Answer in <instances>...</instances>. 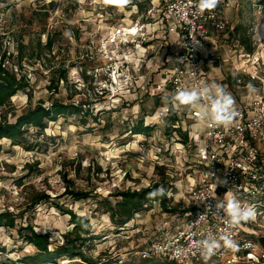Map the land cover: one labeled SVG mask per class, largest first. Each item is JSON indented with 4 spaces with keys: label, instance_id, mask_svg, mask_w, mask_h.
I'll return each instance as SVG.
<instances>
[{
    "label": "rangeland",
    "instance_id": "rangeland-1",
    "mask_svg": "<svg viewBox=\"0 0 264 264\" xmlns=\"http://www.w3.org/2000/svg\"><path fill=\"white\" fill-rule=\"evenodd\" d=\"M233 2L239 4L231 9L233 30L238 25L247 28L256 50L255 58L245 60L242 82L235 80L231 91L234 98L239 94L252 97L264 93V7L260 0ZM158 5L157 0H131L124 7L105 0H0V55L10 57L6 63L10 70L19 77L27 75L31 82L30 89L19 92L3 109L9 120L15 121L28 106L30 96L34 106H50L56 100L81 104L89 112L87 119L72 115L51 122L46 139L40 137L41 146L32 151L12 145L8 139L1 141L0 212L10 210L19 226L31 223L38 232L50 233L53 241L60 243L73 229L71 217L63 209L87 216L91 231L100 239L86 250L100 264H138L144 259L138 252L160 238L164 222H173V229L188 215L194 150L182 146L185 143L178 137L192 130L193 120L186 117L182 107L180 119L173 123L179 128L168 131L173 121L159 117L164 95L154 91L164 68L169 67L166 58L178 45H171L163 23L159 38L144 41V45L152 46L139 65L131 64L127 69L123 52L115 49L109 37L113 29L132 27L139 17L144 20L148 16L147 20L156 23ZM49 38L53 40L51 49L46 47ZM134 45L129 50L137 60L144 52ZM159 50L168 51L163 54ZM154 57L156 60L149 63ZM230 64L221 72L223 77L231 74ZM64 70L66 80L59 78ZM250 84L256 91L249 90ZM50 86L55 88L51 90ZM141 120L153 127L150 135L130 132ZM35 137H30L32 143ZM30 164L38 165L32 171ZM155 184L167 190L169 210L153 202L119 231L99 201H114L118 191L141 190ZM70 190L89 193L90 197L76 199L68 193ZM41 192L49 194L52 201L31 207L33 198ZM251 228L259 237L264 236V215ZM35 252L36 248L23 241L17 230L0 226V264H25L20 260ZM57 264L82 262L63 258ZM149 264L167 262L152 258Z\"/></svg>",
    "mask_w": 264,
    "mask_h": 264
},
{
    "label": "built area",
    "instance_id": "built-area-1",
    "mask_svg": "<svg viewBox=\"0 0 264 264\" xmlns=\"http://www.w3.org/2000/svg\"><path fill=\"white\" fill-rule=\"evenodd\" d=\"M157 1V18L162 24L166 23L165 34L175 35L182 50L176 54L173 64L164 68L154 91H160L165 96L174 93L178 87L192 89L210 85L211 69L222 57L218 50H213L212 37L231 29L232 22L226 11L234 5V0H219L214 10L203 14L196 11L197 0ZM152 12L149 10L150 14ZM152 15L154 18L155 14ZM147 19L148 16L132 23V27H120L110 32V41L115 49L123 52L127 69L131 64L139 65L147 52L142 50L144 53L136 60L134 51L129 50L133 44L135 48H140L148 42V27L152 22ZM126 46L127 51L124 50ZM235 55L239 63L237 75L246 72L245 60L255 54L236 50ZM221 59L224 63L231 61L230 57ZM253 62L259 65L258 60L254 59ZM238 82H242L241 78ZM164 107L165 104L159 110L160 118H166L169 122L173 121V117H176L174 121L180 119L183 108L172 111L168 106L170 110L164 114ZM183 107L186 117L193 120L187 139L178 137L185 143L182 146L194 150L187 219L173 229L170 227L171 221L164 222L160 238L138 254L144 259L159 258L168 264H199L205 261L217 264H264V246L259 240L264 236L259 237L258 232L251 228L264 215V93H257L235 107L238 115L227 127L200 121L196 109ZM174 121L170 122L169 129L176 131L179 125L173 124ZM227 191L234 193L242 204L252 206L256 212L255 218L235 226L225 223L226 215L223 212L216 214L214 205L226 199ZM208 204L213 207L206 211ZM201 214L203 219H199ZM225 231L231 234L238 250L221 247L205 259L200 250L191 247L193 240L204 239L209 234L219 236Z\"/></svg>",
    "mask_w": 264,
    "mask_h": 264
},
{
    "label": "trees",
    "instance_id": "trees-1",
    "mask_svg": "<svg viewBox=\"0 0 264 264\" xmlns=\"http://www.w3.org/2000/svg\"><path fill=\"white\" fill-rule=\"evenodd\" d=\"M260 4L264 7V0H260ZM139 6H142L139 4ZM239 35L240 44L249 53H254L256 47L248 36L247 28L238 25L235 28ZM53 46L52 38L48 39L46 47L51 49ZM10 57L5 54L0 55V155L3 150L1 141L3 139L11 140L12 145H21L25 149L32 151L41 146L38 139L45 137L46 130L51 122L58 121L61 117H69L76 115L81 119H87L89 112L84 109L81 104H66L64 102L53 100L50 106H44L42 103L33 105L31 96L29 97V104L23 109L22 113L16 115L14 122L8 118V114L3 112V109L11 104V99L16 98L19 92L26 91L31 88L30 79L25 74L20 77L6 65ZM19 65H22L19 63ZM61 79H67V71L60 73ZM58 78V79H59ZM58 83V82H57ZM53 86H50L52 90ZM98 119V118H97ZM176 120V117L171 118ZM34 129V132L31 130ZM153 127L145 126L143 120L134 125L130 132L133 134L150 135ZM170 131V129H168ZM35 135L36 142L32 143L30 137ZM187 134L183 136L187 139ZM49 139V138H47ZM38 164H30L29 169L35 170ZM37 169V168H36ZM162 184H155L150 188H143L141 190H124L116 193V199L113 201L109 198L100 200L99 203L107 208L110 219L115 227L120 231L131 220L135 219L136 215L144 211L147 205H152L153 202H160L163 209L169 210L168 204L170 200L167 195L164 197H156L150 199L148 193L153 189L160 187ZM72 197L76 199H88L89 193L69 191ZM52 201V197L46 192L37 193L31 202V207L41 204H47ZM58 207V205H57ZM65 214L70 215V224L73 229L64 235L62 243L53 241L50 233H40L35 229L31 223L19 226L17 224V216L10 210L0 212V226L8 229L17 230L19 237L36 248V252L32 255H27L20 260V263L25 264H57L61 259H78L82 264H100L99 259H95L87 252V247L93 244L95 240L100 239L91 231L90 219L87 216H81L73 210L63 209ZM261 244L264 246V238H259ZM152 259V258H151ZM151 259H142L138 264H149ZM168 264V263H167Z\"/></svg>",
    "mask_w": 264,
    "mask_h": 264
},
{
    "label": "clouds",
    "instance_id": "clouds-1",
    "mask_svg": "<svg viewBox=\"0 0 264 264\" xmlns=\"http://www.w3.org/2000/svg\"><path fill=\"white\" fill-rule=\"evenodd\" d=\"M106 3L119 7H124L131 3V0H105ZM191 2V0H190ZM219 0H197L195 5L196 11L203 14L205 11L214 10ZM70 35V33H66ZM198 41L196 42V44ZM250 91H256L251 84L248 86ZM163 103L166 105L163 113L167 114L171 108L172 111L179 110L183 106L197 110V117L200 121H206L211 125L229 126L238 115L235 110V100L230 92L220 84L212 83L199 88H183L178 87L174 93L162 97ZM170 106V108L168 107ZM217 186V185H216ZM167 190L161 185L148 193L150 199L166 196ZM226 199L219 201L214 205L216 214L223 212L229 226H235L241 222H246L255 218V209L250 205L242 204L237 196L227 191ZM213 207L208 204L206 211ZM199 219H203V215H199ZM191 247L201 251L205 259L210 258L221 247L238 250V245L228 232H223L219 236L209 234L204 239L193 240Z\"/></svg>",
    "mask_w": 264,
    "mask_h": 264
},
{
    "label": "crops",
    "instance_id": "crops-1",
    "mask_svg": "<svg viewBox=\"0 0 264 264\" xmlns=\"http://www.w3.org/2000/svg\"><path fill=\"white\" fill-rule=\"evenodd\" d=\"M236 7H239V4L234 3L233 6H230L227 8L226 15L229 17V19H231V17L233 18V13H232L233 10H231V9H234ZM137 20H143V19H142V17H139V18H137ZM157 20H159V18H157L156 21L154 20L156 23H152V25L150 27H148V32L150 33V35L148 37V41H151L154 38H159V33L162 32L160 30V29H162V26H161L162 22L157 21ZM231 21H232V19H231ZM157 29H159V30H157ZM234 31L236 32V30H233V26H232V28L227 33L222 34L220 36L214 35L212 37L213 46H214L213 50H218L219 54H221V56H222L221 58L230 57L231 61L228 63H224L221 58H218L216 63H215V66L211 69V74H210L211 84L219 82L217 84H220L223 87H225L226 90L231 93L233 98L235 95L231 91L233 88V86H231V85H233V82L235 80H236V82H238L239 78H241V80H242V78H243L242 73L243 72H240V74L237 75V69L236 68L239 67L238 66L239 63L236 62L233 65L231 62H232V60H234V62L237 61L236 55H235L236 50H244L245 49L243 46L242 47L239 46V44H240L239 35L237 34V32L235 33ZM170 42H171V45H174V43H176V45H178V47H176L175 50H172L171 54L169 53L168 59L166 58V61L164 60L165 62L168 63V66H171L173 64L176 54L178 53L179 50H182L181 46L179 44H177L178 38L176 36H170ZM230 44H232V46ZM151 46L152 45L147 46L145 44L144 46L140 47V50L142 49V50H145L148 52L150 50ZM166 51H168V50H159V52L160 53L163 52V54L167 53ZM154 60H156V57H154V59H151L149 61V63H151V62L153 63ZM160 60H161V58H160ZM226 64H230L232 67H229V68H232L233 70L231 71L230 75L228 74L227 77H223L221 72L224 71L225 68H227ZM255 94H257V93H255ZM252 97L246 96L244 94L243 95L239 94L237 98H234L235 107L240 106L246 100H248Z\"/></svg>",
    "mask_w": 264,
    "mask_h": 264
}]
</instances>
